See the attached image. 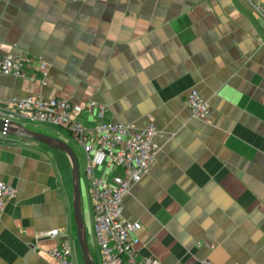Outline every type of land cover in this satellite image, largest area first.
Listing matches in <instances>:
<instances>
[{"label": "crops", "instance_id": "1", "mask_svg": "<svg viewBox=\"0 0 264 264\" xmlns=\"http://www.w3.org/2000/svg\"><path fill=\"white\" fill-rule=\"evenodd\" d=\"M5 55L22 61L25 76L0 75V101L93 100L106 120L156 127V161L124 198L125 220L141 224L140 258L264 264V17L251 5L0 0ZM191 89L209 102V119L192 114ZM0 180L17 191L0 217V264H57L50 251L64 240L84 264L69 156L0 136Z\"/></svg>", "mask_w": 264, "mask_h": 264}, {"label": "built area", "instance_id": "2", "mask_svg": "<svg viewBox=\"0 0 264 264\" xmlns=\"http://www.w3.org/2000/svg\"><path fill=\"white\" fill-rule=\"evenodd\" d=\"M264 17V0H244ZM0 75L25 76L22 61L12 55L0 57ZM186 103L195 117L209 119L211 108L198 90H189ZM107 107L93 100L79 103L34 94L10 97L0 101V119L10 123L27 122L66 130L85 156V177L92 207L94 234L102 264H161L154 257L140 258L138 243L139 222L124 218V198L133 185L150 173L159 152L155 142L158 131L151 125L143 129L105 119ZM83 115L96 117V125L88 128ZM3 140L8 138L0 133ZM16 189L0 180V217L8 203L16 197ZM59 235L58 230L45 234ZM57 264H76L72 245L64 240L50 251Z\"/></svg>", "mask_w": 264, "mask_h": 264}, {"label": "water", "instance_id": "3", "mask_svg": "<svg viewBox=\"0 0 264 264\" xmlns=\"http://www.w3.org/2000/svg\"><path fill=\"white\" fill-rule=\"evenodd\" d=\"M5 132L8 136H16L42 143L57 148L67 154L72 164L73 189H74V217L77 229V240L82 253L84 264H95L87 240L85 221L82 213V189L80 163L74 148L62 139L30 130L20 124L7 123L0 119V133Z\"/></svg>", "mask_w": 264, "mask_h": 264}, {"label": "rangeland", "instance_id": "4", "mask_svg": "<svg viewBox=\"0 0 264 264\" xmlns=\"http://www.w3.org/2000/svg\"><path fill=\"white\" fill-rule=\"evenodd\" d=\"M20 125L35 130L36 132L47 134L59 139L66 140L76 151L80 163L81 172V189H82V205H83V217L87 230V239L89 248L91 250L92 256L95 260V264H102L99 256V249L97 247V242L93 230V214L91 210V202L88 194L89 184L85 177V156L79 146H77L72 140L70 134L61 128L43 126L38 124H32L27 122H20Z\"/></svg>", "mask_w": 264, "mask_h": 264}]
</instances>
